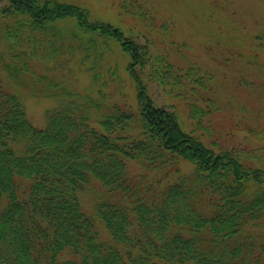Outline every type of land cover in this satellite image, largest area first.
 <instances>
[{"label":"trees","instance_id":"1","mask_svg":"<svg viewBox=\"0 0 264 264\" xmlns=\"http://www.w3.org/2000/svg\"><path fill=\"white\" fill-rule=\"evenodd\" d=\"M121 1L145 20L134 0ZM150 43L77 4L0 0V264H264L262 149L207 144L203 119L216 103L199 106ZM114 44L127 59L136 106L119 63L105 58ZM73 63L90 74L88 90L64 80L79 79ZM151 81L179 87L200 135L155 104ZM22 88L57 101L44 128L28 120ZM94 181L106 198L89 214L80 194Z\"/></svg>","mask_w":264,"mask_h":264},{"label":"rangeland","instance_id":"2","mask_svg":"<svg viewBox=\"0 0 264 264\" xmlns=\"http://www.w3.org/2000/svg\"><path fill=\"white\" fill-rule=\"evenodd\" d=\"M61 1L86 8L92 20L113 24L143 45L151 42L152 57L164 56L173 72L182 75L183 89L196 92L199 106L209 105L204 98L213 100L218 110L203 119L204 126L210 128L203 138L207 144L215 140L217 149H262L264 155V135L248 132L249 128L256 133L264 129V0L127 1L136 11L144 13L145 20L125 13L121 0ZM105 58L110 64L119 63L127 83L128 101L136 106L137 94L126 70L127 59L116 44ZM41 65L38 64V71L45 72ZM72 68L76 74L73 79H79L64 80L82 92L88 90L92 82L90 74L80 71L78 63H73ZM178 88L170 92L169 87L155 81L148 83L155 104L174 111L182 129L192 132L197 129L189 117L187 101L176 95ZM21 92L28 120L35 127L44 128L46 112L56 107L57 101L31 96L26 88ZM199 131L197 135L203 132ZM181 166L185 173L194 169L188 161H182ZM129 167L135 174L144 172L135 163ZM105 198L102 185L95 181L80 194L82 208L89 214H94L95 205ZM258 228V234L264 236V226ZM99 231L104 240L110 239L102 224Z\"/></svg>","mask_w":264,"mask_h":264}]
</instances>
